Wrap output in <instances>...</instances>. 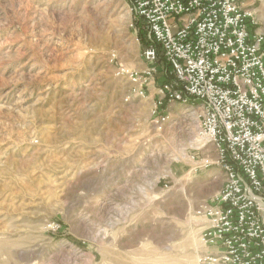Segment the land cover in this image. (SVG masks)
Segmentation results:
<instances>
[{
	"label": "rangeland",
	"instance_id": "rangeland-1",
	"mask_svg": "<svg viewBox=\"0 0 264 264\" xmlns=\"http://www.w3.org/2000/svg\"><path fill=\"white\" fill-rule=\"evenodd\" d=\"M245 4L264 31V0ZM131 7L0 0V264H203L214 249L197 210L225 183L216 146L198 101L146 78ZM216 168L221 189L201 177Z\"/></svg>",
	"mask_w": 264,
	"mask_h": 264
},
{
	"label": "built area",
	"instance_id": "built-area-1",
	"mask_svg": "<svg viewBox=\"0 0 264 264\" xmlns=\"http://www.w3.org/2000/svg\"><path fill=\"white\" fill-rule=\"evenodd\" d=\"M130 2L149 36L146 78L162 70V53L174 76L162 97L199 102V135L215 144L225 175L197 210L207 222L201 242L214 248L199 261L264 264V31L255 12L245 0Z\"/></svg>",
	"mask_w": 264,
	"mask_h": 264
},
{
	"label": "crops",
	"instance_id": "crops-1",
	"mask_svg": "<svg viewBox=\"0 0 264 264\" xmlns=\"http://www.w3.org/2000/svg\"><path fill=\"white\" fill-rule=\"evenodd\" d=\"M217 169V168H216ZM223 173H222V171L220 170V169H217L216 171H211V170H208L207 172H205V173H203V175L201 176L203 179H206V181H207V185H212V183L214 182V183H216L217 184V182L218 181H220L221 182V187H220V189L222 188V186H223V184H222V178H223ZM218 180V181H217ZM210 188L212 187V186H209ZM219 188H216V189H214L213 191H212V189H210V192H209V194L207 195L208 197H206L207 198V200H209L210 199V197L211 196H213L214 194H217V192L220 190ZM215 196V195H214ZM211 250V248H209V251Z\"/></svg>",
	"mask_w": 264,
	"mask_h": 264
},
{
	"label": "trees",
	"instance_id": "trees-1",
	"mask_svg": "<svg viewBox=\"0 0 264 264\" xmlns=\"http://www.w3.org/2000/svg\"><path fill=\"white\" fill-rule=\"evenodd\" d=\"M144 29L142 27H140V32H143ZM159 61L162 64V70L161 73L163 75V80H171L174 78L173 74L171 73V66L170 64L166 61V59L164 58L163 54L160 53L159 54Z\"/></svg>",
	"mask_w": 264,
	"mask_h": 264
}]
</instances>
